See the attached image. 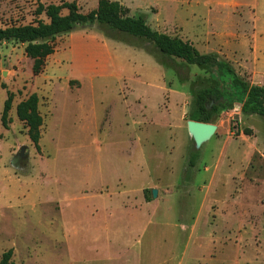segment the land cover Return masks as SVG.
Returning <instances> with one entry per match:
<instances>
[{
    "label": "rangeland",
    "instance_id": "obj_1",
    "mask_svg": "<svg viewBox=\"0 0 264 264\" xmlns=\"http://www.w3.org/2000/svg\"><path fill=\"white\" fill-rule=\"evenodd\" d=\"M123 1L134 5L129 15L158 11L157 19L175 20L176 28L151 23L168 35L178 27L183 32L173 37L183 41L186 35L193 39L192 32L204 34L194 37L199 53L228 62L250 84L264 85V0H178L175 15L165 0ZM64 2L76 3L81 13L97 6V0H0V28L46 21L36 15L38 3ZM228 18L230 47L220 36L209 38V24L223 30ZM235 24L246 30L244 37L235 35ZM82 30L100 32L95 26L75 32ZM71 36L51 41L53 56L43 60L37 78L24 44H0V116L7 92L14 95L8 129L0 122V259L11 249L14 264H264V118L243 116L238 105L222 112L211 122L215 134L199 150L185 137L182 169L178 164L169 175L162 142L152 145L143 136L141 157L138 140L131 141L137 134L127 125L139 111L134 100L142 95L149 115L159 117L162 92L145 83L161 86L163 80L168 90H184L189 109L194 91L209 85L212 75L145 43L156 59L97 36L81 35L68 45ZM73 78L81 82L77 91ZM31 94L38 95L43 118L39 151L15 115ZM135 122L151 133L143 119ZM194 151L199 158L191 168ZM140 187L156 190L157 197L144 193L150 204L130 218H109L105 209H121L123 200L133 209ZM132 222L137 228L128 226Z\"/></svg>",
    "mask_w": 264,
    "mask_h": 264
},
{
    "label": "trees",
    "instance_id": "obj_2",
    "mask_svg": "<svg viewBox=\"0 0 264 264\" xmlns=\"http://www.w3.org/2000/svg\"><path fill=\"white\" fill-rule=\"evenodd\" d=\"M64 10L67 11L66 14L62 13ZM36 15H44L47 22L38 20L35 24L0 28V44L15 42L25 45L26 57L34 61V75L42 71L43 60L54 53L51 41L79 27L95 26L106 38L154 55L152 50L146 49L141 43L148 44L162 56L182 60L185 64L197 66L212 75L209 85L194 91L186 120L211 123L222 112L232 110L236 105L240 106L243 116L258 115L264 118V86L243 80L228 62L215 55L201 54L190 43L151 29L145 14L130 17L129 9L119 2L98 0L96 8L88 13H81L74 2L60 5L38 3ZM13 98V93L7 92L0 116L4 129H8L11 123L9 112ZM15 115L23 123L29 140L39 151L43 118L39 112L37 94H31L19 102L15 107ZM198 158L197 151L189 154L188 163L191 168L195 167ZM145 194L151 195L149 190ZM11 258L10 249L2 254L0 264H14Z\"/></svg>",
    "mask_w": 264,
    "mask_h": 264
},
{
    "label": "crops",
    "instance_id": "obj_3",
    "mask_svg": "<svg viewBox=\"0 0 264 264\" xmlns=\"http://www.w3.org/2000/svg\"><path fill=\"white\" fill-rule=\"evenodd\" d=\"M109 1H111V0H109ZM176 1H178V0H165L167 7H169L172 10L173 15H175V13L179 10V8H177L178 6L176 5ZM114 2H118V1H114ZM97 3H98V0H97ZM119 3L124 5L126 8H128L129 11L132 8L131 6H134V5H132V3L130 4V2L129 3L124 2L123 0H120ZM140 14H146V13L141 12ZM157 15H158V11L154 15H151V16L146 15V22L151 29H153L159 33L166 34L164 32H161L158 27H154L151 24L153 22V20L155 22L161 21L164 24H168L167 26H170V27L172 26L173 28H176L177 23L175 20L174 21L172 20L171 23H168V22H166V20L157 19V17H156ZM129 16L130 17H136L134 15H129ZM174 19H175V16H174ZM45 20L46 21H44V22H47L46 18H45ZM231 23H233V20L231 18L226 19L225 20V26H224L223 30H221V29L219 30L218 27L214 28V24L210 23L209 25H210L211 30L209 32L210 33L209 38L216 40L220 36V39L221 40L223 39L225 41L226 46L230 47L231 43L229 42L228 38H230V37L232 38L234 36V33L232 31V27H231ZM254 25L257 27V24H254ZM235 27H236L235 35L236 36L241 35L242 37H244L246 30H243V27L240 24L239 25L235 24ZM178 28H179V30L177 31V33L174 31L172 35H168V34H166V35H168L170 37H173V35H180L183 32V30L181 27H178ZM237 28L239 30H237ZM217 32H219L221 35L220 34L217 35ZM72 33H74V36H71V38L66 42V44H68V45L74 38H77L78 36H81V35L82 36L83 35H85V36H97L103 42L104 41L109 42V40L101 34L102 32L100 33V32H95V31H86V30L75 32V30H74V31H71L67 34H72ZM196 35H198L199 37L204 36V34H202V33H193L192 32L193 39H190V37H186L187 35L182 36V38L185 40L184 42H188L192 46L196 45L198 47V43L194 40V37ZM173 38H178V37H173ZM117 43L125 44L129 48L133 49V51H137V52L142 51V49H140V48L128 45V44L120 42V41H117ZM217 52H219V51H217ZM49 56H53V54H51ZM155 62H156L155 64L157 65V67L161 68L163 66L161 64L163 62H160L158 60H155ZM38 75H36V78L38 77ZM73 79H75L79 84V88L75 89L77 91L81 87V82L76 78H73ZM145 85H149V88H151V89L154 88V86H155V89H160V92H162V96H163L162 103H161V105L157 106V108H156V111L158 113H160L161 115L159 117L152 116V115L150 116L149 111H147V109H146V107H148V106H146L145 102L142 101V95H140V97L137 95L134 102H135V104L139 105V111L137 112L135 110V112L137 113L136 114L137 116L135 119H138V118L143 119V121L150 124L153 127V129H152L151 133L148 134L151 127L148 129L138 128L137 127L138 124H137V122H135V119H134V122L136 124L133 122V125H131L132 127L129 126L131 123L127 125L131 132H135L134 134H137V137L132 138L131 141H135V139L138 140L137 149L139 148L138 152H139L141 157H146L145 150H144V148L141 147L142 142L144 141L143 136L144 137H145V135L148 136L150 139V143L152 145L156 142H159V141L162 142L163 147L161 148V151L163 152L164 157L167 158V163L164 164V171L166 172L168 170V168H171L173 170L172 173L168 172L167 174L172 175L173 173L176 172V166H178V164H179V169L180 170L182 169V165L184 162V152H185V137L190 138L188 135V132H187V128H186V121H187L186 120V114H187V110H188L187 108L188 107H187V104L185 103V101H186L187 96L184 93V90L180 89L178 92H176L174 90L166 89V87H165L166 84L163 80L161 81V84H159L161 86L155 85L154 83H145ZM255 85H259V84H255ZM260 86H264V85H260ZM129 91L133 92L134 90L129 89ZM66 97H68V94ZM74 101L79 102L80 98L74 97ZM124 114H125V116H127L126 113H124ZM109 116H111V115L109 114ZM107 118H108V113L105 115L104 124L107 123ZM146 139H148V138L146 137ZM134 144H135V142H134ZM134 144H133V147H134ZM135 147H136V144H135ZM155 165L160 167L162 165V163L158 162ZM170 166H172L173 168ZM146 190H149V189H146V188L142 189L141 187L136 189L134 199H137V202H136V200H135V202H133L134 203L133 209H127L128 207H130V205L124 200L120 202V208L121 209H105V211H107V215L109 216V218H114V220H115V218L117 216H119L120 214H122V215L125 214L126 216H128L130 218L133 214H136L137 210H141V208L144 204L145 205L150 204L151 201H146L144 199V195H145L144 193ZM112 225H115V224H112ZM128 226L130 228H137V224L133 223V222L129 223ZM142 226H144V225H142ZM142 226H140V228ZM195 226H196V224L193 223L190 226V229L194 230Z\"/></svg>",
    "mask_w": 264,
    "mask_h": 264
},
{
    "label": "water",
    "instance_id": "obj_4",
    "mask_svg": "<svg viewBox=\"0 0 264 264\" xmlns=\"http://www.w3.org/2000/svg\"><path fill=\"white\" fill-rule=\"evenodd\" d=\"M186 128L195 150H199L205 142L209 141L217 130L214 124L191 120L186 121ZM20 154H23V150ZM151 195L153 198L157 197V191L153 189Z\"/></svg>",
    "mask_w": 264,
    "mask_h": 264
}]
</instances>
